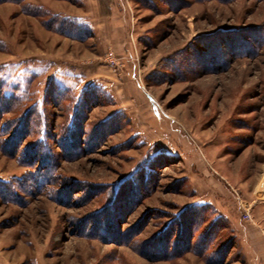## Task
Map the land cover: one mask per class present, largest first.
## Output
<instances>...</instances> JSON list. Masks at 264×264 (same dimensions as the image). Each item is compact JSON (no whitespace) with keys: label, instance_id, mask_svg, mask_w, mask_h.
Here are the masks:
<instances>
[{"label":"rangeland","instance_id":"obj_1","mask_svg":"<svg viewBox=\"0 0 264 264\" xmlns=\"http://www.w3.org/2000/svg\"><path fill=\"white\" fill-rule=\"evenodd\" d=\"M1 88L0 264H264V0L0 1Z\"/></svg>","mask_w":264,"mask_h":264},{"label":"trees","instance_id":"obj_2","mask_svg":"<svg viewBox=\"0 0 264 264\" xmlns=\"http://www.w3.org/2000/svg\"><path fill=\"white\" fill-rule=\"evenodd\" d=\"M61 20L63 22L66 21L69 24L68 27L74 29L72 20H65L62 18H59L58 20V17H56V19H54V22H57V26H64L65 24L63 22H60ZM72 31L75 32L76 30ZM76 33H78V31ZM54 87L55 90L62 94L67 93L64 90H61V85L57 86L56 84H54ZM22 105V101L18 99L14 94H4L2 88L0 89V145L2 151L7 156L12 157L16 148H19L20 140H22V138H28L30 136H33V134H36L34 141L28 144L27 147H25L24 155H22L23 163L27 164V162H41L45 164L48 162V160H50V157L53 161L55 154H53L47 148L48 146H46L45 143L48 127L47 114L45 113V110L42 108L40 109L38 104L29 106L27 108H23ZM5 114L12 115V117L5 118ZM28 126L29 129L27 128ZM21 154H19V156Z\"/></svg>","mask_w":264,"mask_h":264},{"label":"built area","instance_id":"obj_3","mask_svg":"<svg viewBox=\"0 0 264 264\" xmlns=\"http://www.w3.org/2000/svg\"><path fill=\"white\" fill-rule=\"evenodd\" d=\"M244 219H245V220H249V221H250V219H251V218H250L249 214H247V213H244Z\"/></svg>","mask_w":264,"mask_h":264}]
</instances>
